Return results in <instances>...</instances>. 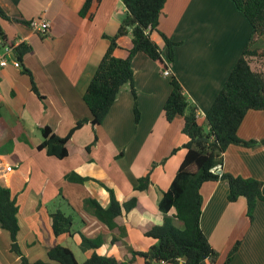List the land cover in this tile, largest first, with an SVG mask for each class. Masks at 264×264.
I'll return each mask as SVG.
<instances>
[{
	"label": "crops",
	"instance_id": "crops-1",
	"mask_svg": "<svg viewBox=\"0 0 264 264\" xmlns=\"http://www.w3.org/2000/svg\"><path fill=\"white\" fill-rule=\"evenodd\" d=\"M86 1L0 0L12 19L49 24L47 33L41 34L0 18L15 46L32 47L22 62L13 49L9 65L0 68V184L11 190L19 207L18 245L31 263L48 261V251L61 245L70 248L80 264L95 253L119 262L146 264L134 253L147 252L156 243L146 233L163 224L160 202L187 154L183 118L169 123L163 110L172 90L171 79L180 82L189 102L199 110V122L207 128L206 115L253 30L232 0H167L159 30L177 44L172 63L160 32H153L152 39L162 49L171 77L163 75V65L139 53L132 65L139 121H135V98L127 84L103 123L94 127L89 122L77 130L67 144L68 157L60 160L38 149L42 129L50 127L57 136L66 137L79 121L91 120L84 95L110 46L107 36L117 34L127 13L121 0H95L83 16ZM118 45L114 55L125 59L133 46L132 34L121 37ZM256 47L264 48V37ZM15 61L21 68L14 66ZM25 70L33 76L40 97ZM238 135L244 140H263L264 110H250ZM219 172L264 181V145H231ZM71 174L89 180L72 183ZM147 175L148 189L138 191L139 180ZM109 189L121 204L137 200L112 229L88 205L95 200L109 207ZM201 193V229L218 253L214 263L206 264H225L237 243L240 246L229 264H264V201L250 221L244 198L229 201L226 181L205 183ZM60 197L68 216L73 220L78 216V226L57 237L52 215L62 208L54 211L50 204ZM174 215L172 209L168 216ZM84 239L99 242L98 248L83 250ZM74 248L82 251L81 259ZM0 264H22L11 251L10 234L1 227Z\"/></svg>",
	"mask_w": 264,
	"mask_h": 264
},
{
	"label": "trees",
	"instance_id": "trees-1",
	"mask_svg": "<svg viewBox=\"0 0 264 264\" xmlns=\"http://www.w3.org/2000/svg\"><path fill=\"white\" fill-rule=\"evenodd\" d=\"M95 0H87L81 15L85 16ZM101 1V0H97ZM127 9L126 16L115 36L107 38L110 46L103 56L98 68L84 95V101L91 112V120H82L70 131L66 137H59L50 127L42 129L43 142L38 149L46 151L49 156L65 159L69 155L67 144L74 133L86 123L94 127L103 123L114 105L122 88L129 84L135 98V116L139 121L140 113L137 103V92L134 82L133 61L139 53H143L151 60L168 65L163 60V51L152 39L153 32H160V18L167 0H121ZM239 11L248 19L253 33L240 59L224 84L221 92L206 115L207 128L199 122V110L191 104L180 82L171 79V93L164 104V113L169 123L177 117L183 118V134L188 142L183 146L187 154L177 172V175L168 191L164 192L160 202V209L165 214L162 225L154 226L146 233L156 243L144 253H134L145 260L146 264H206L214 263L218 253L211 246L209 239L201 229V216L204 199L201 193L202 186L208 182L226 181L229 186L228 199L231 203L244 198L247 202V216L254 219V211L259 202L264 201V181L252 178L236 177L227 173H217L215 168L222 166L224 154L231 145L256 148L264 145V139L244 140L238 135L239 128L250 110H264V70L258 69L255 63L264 59V48H257L256 43L264 37V0H232ZM0 18L10 22H20L32 27L33 22L12 19L0 6ZM132 34V48L125 59L117 58L114 53L118 48L121 37ZM167 49L168 62L174 61V47L177 45L164 33L160 32ZM5 47L14 49V56L20 61L32 52V47L21 43L15 46L0 25V53ZM256 68H255V67ZM32 87L35 93L40 94L35 86L33 76ZM174 150L173 153H176ZM72 183L83 184L88 178L76 174L68 176ZM150 185V175L139 180L138 191H146ZM109 207L103 208L97 201L91 200L88 205L102 222L111 229L115 227V220L136 206L133 198L124 204L119 203L113 190ZM87 206V204H86ZM175 209L174 218L182 224V229L176 227L173 218L168 216ZM19 207L12 196L10 189L0 184V227L11 237V251L17 254L22 264H80L73 251L65 246L55 245L48 251V261L31 263L26 259L18 245ZM53 232L59 237L71 233L73 218L58 211L52 215ZM97 241L84 239L81 245L83 250L98 248ZM237 243L229 254L225 264H229L238 251ZM119 262L113 257L101 256L95 253L84 264H132Z\"/></svg>",
	"mask_w": 264,
	"mask_h": 264
},
{
	"label": "built area",
	"instance_id": "built-area-1",
	"mask_svg": "<svg viewBox=\"0 0 264 264\" xmlns=\"http://www.w3.org/2000/svg\"><path fill=\"white\" fill-rule=\"evenodd\" d=\"M32 27L35 31L45 34L47 33V30L49 29V24L44 21H34ZM13 52V48L11 47H5L4 51L0 53V68H5L9 65L7 58L11 57V53ZM14 66L16 68H21V64L18 61L14 62ZM163 75L165 77H171V72L169 69H166L163 71ZM220 166L215 168V171L219 173Z\"/></svg>",
	"mask_w": 264,
	"mask_h": 264
},
{
	"label": "rangeland",
	"instance_id": "rangeland-1",
	"mask_svg": "<svg viewBox=\"0 0 264 264\" xmlns=\"http://www.w3.org/2000/svg\"><path fill=\"white\" fill-rule=\"evenodd\" d=\"M160 31V30H159ZM162 32V31H161ZM163 33V32H162ZM255 67V66H254ZM257 67H258V69H261V70H264V59H260V60H258V62H257ZM256 68V67H255ZM123 89V88H122ZM164 110V109H163ZM179 118V117H178ZM181 118V117H180ZM135 121H136V117H135ZM137 122V121H136ZM186 136V135H185ZM65 202H64V200H63V198H59V199H57L56 201H54L53 203H51L50 204V207L52 208V210H54L55 208H57V209H61L62 208V212H64V214L65 215H69L68 213H66L65 212V209H67V206L64 204ZM61 207V208H60ZM56 209V210H57ZM55 211V210H54ZM75 217H74V220H73V228H77V226H78V223H76V221H77V217L78 216H76V215H74ZM172 218H173V222H174V225L176 226V227H178V228H180V229H182V224H181V222L179 221V220H177V219H175L174 218V216H171ZM20 231V230H19ZM19 234V233H18ZM18 238V237H17ZM74 250H75V253H76V255L81 259V255H82V251H80L79 249H75L74 248Z\"/></svg>",
	"mask_w": 264,
	"mask_h": 264
},
{
	"label": "water",
	"instance_id": "water-1",
	"mask_svg": "<svg viewBox=\"0 0 264 264\" xmlns=\"http://www.w3.org/2000/svg\"><path fill=\"white\" fill-rule=\"evenodd\" d=\"M220 173V172H219Z\"/></svg>",
	"mask_w": 264,
	"mask_h": 264
}]
</instances>
